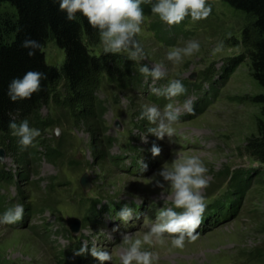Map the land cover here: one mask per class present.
<instances>
[{"label":"rangeland","instance_id":"374dc122","mask_svg":"<svg viewBox=\"0 0 264 264\" xmlns=\"http://www.w3.org/2000/svg\"><path fill=\"white\" fill-rule=\"evenodd\" d=\"M207 3L212 6V13L198 22L186 17L178 25L161 22L152 30L150 23L161 20L152 13L145 17L137 39L146 58L133 61L135 72L127 85L119 82L116 72L113 77L117 81L104 74L96 92L107 108L99 125L101 139L91 132L89 119L78 124L70 113L66 116L62 108L49 104L43 106L41 115L52 117L55 124L43 134V144L37 149L38 160L20 164V157L2 147L6 157L0 162V169L14 176L0 184L3 201L0 215L22 204L24 224H0L1 264H62L58 259L61 255L67 264H100L91 256L94 245L112 253L110 264H120L122 235L146 231L161 207L173 206L170 198L163 199L160 195L170 190L168 182L157 173L178 154L201 158L208 170V186L203 189L205 202L217 199L225 211L215 207L209 224L215 223V214L222 222L209 227L203 220L200 225H205L203 230L196 233L195 240H186L183 248L172 247L171 237L151 249L145 245L159 254L154 264H264V164L246 150L249 140L260 136L256 125L260 111L252 100L260 89L250 75L248 56L243 62L231 63L234 58L245 57L248 51L240 38L250 21L222 0ZM14 14L11 6L0 4V21ZM190 40L199 42V52L185 57L179 65L167 61L166 53L171 47H184ZM220 41L223 50L214 54L213 49ZM97 43V52L102 54L99 38ZM48 45L47 63L62 67L64 51L53 42ZM121 54L128 58L126 52ZM161 62V70L167 72L164 80L153 82L151 77L145 79L140 74L141 64L151 69ZM193 74L195 79L191 80ZM171 79H181L187 89L184 96L177 98L179 101L191 98L193 107L197 102L207 106L199 114L182 115L170 140L167 136L158 140L148 132L154 125L146 117L140 119V114L145 104L162 108L168 102L152 89L162 91ZM69 85L62 86L63 94L69 93ZM155 96L157 100L152 99ZM85 109L90 110L88 101ZM193 114V119L188 118ZM117 122L121 129L116 128ZM109 137L114 139L113 143L108 142ZM153 144L161 148L159 156L152 155ZM44 146L56 149L59 156L48 159ZM100 147L104 156L95 152ZM135 160L133 166H125ZM237 171L243 174L244 192L231 180ZM87 172L91 186L85 193L80 180ZM153 175L156 179L152 181ZM157 181L164 185L163 189L157 186ZM229 190H235L236 194ZM95 199L99 200V212L85 223L84 217ZM135 204L141 207L135 208ZM125 205L133 209L131 221L126 223L118 216ZM71 216L81 221L80 233L72 237L66 224ZM85 242L89 250L81 255V262L78 263L79 258L67 257ZM257 254L260 261L255 257Z\"/></svg>","mask_w":264,"mask_h":264},{"label":"trees","instance_id":"16d2710c","mask_svg":"<svg viewBox=\"0 0 264 264\" xmlns=\"http://www.w3.org/2000/svg\"><path fill=\"white\" fill-rule=\"evenodd\" d=\"M222 1L246 15L250 21L240 38L243 47L248 51L245 57L234 58L231 63L243 62L248 56L250 75L260 89L252 99L260 111L256 124L260 136L250 139L246 150L250 156L264 164V0ZM0 4H7L15 9L12 17L0 21V148L4 147L8 152L16 154L20 157L19 163L23 165H26L27 161L38 160L37 149L43 144V134L55 124L52 117L45 118L41 115L43 106L49 104L62 108L66 116L70 113L78 124L89 119L91 132L101 139L99 125L107 108L103 101L98 100L96 92L104 80V74L127 85L132 78L131 73L135 72L133 61L121 53H98L97 30L91 27L87 18L80 12L76 13V19L68 20L67 13L59 8V0H0ZM141 7L145 17L150 16V5L142 3ZM161 22L150 23V27L155 30ZM26 39L37 40L42 45L41 50H37L34 56L28 55L32 49L22 47ZM49 42L64 51L62 67L47 63ZM29 71H38L46 77L41 80V90L34 93L30 99L13 102L8 95L10 83L14 79H22ZM115 72L118 74L117 79L113 77ZM66 83L70 84L69 93L63 94L64 89L61 88ZM86 101L89 102L90 110L85 109ZM24 119H28L31 127L38 128L41 135L34 141L35 146L22 150L18 137L12 135L8 125L12 120L19 123ZM140 127L143 128V125ZM107 140L109 143L114 141L111 137ZM44 147V156L48 159L59 156L60 153L56 149ZM95 152L99 156L105 154L102 147L97 148ZM242 175L237 171L231 180L244 192ZM13 176L12 172L0 169V184ZM98 202L99 200L95 199L90 204V212L83 220L85 223L99 212ZM17 224H24V221L21 220ZM70 252L67 257L73 254ZM255 257L260 261L259 254ZM58 259L63 261L62 264H67L62 255Z\"/></svg>","mask_w":264,"mask_h":264},{"label":"clouds","instance_id":"9594fccd","mask_svg":"<svg viewBox=\"0 0 264 264\" xmlns=\"http://www.w3.org/2000/svg\"><path fill=\"white\" fill-rule=\"evenodd\" d=\"M142 3H148L151 13L169 26L180 24L186 17H190L194 22L205 20L212 13V6L207 0H59V8L67 13L68 20L76 19V13H82L91 27L97 30L105 53L126 52L130 60L139 62L146 58V53L137 39L145 19ZM22 47L32 49L28 55L34 56L37 50H41L42 45L37 40L26 39ZM223 47V41L218 42L213 53H220ZM199 51V42L190 40L184 47H171L166 53V59L173 65H179L184 62L185 57H191ZM161 67L162 62L151 69L147 64H141L139 72L145 79L151 77L153 82L160 81L167 76V72L162 71ZM44 78V74L38 71H29L22 79H14L8 88L10 99L13 102L30 99L34 93L41 90V80ZM152 92L164 97L168 102L162 108L155 104L143 105L140 119L144 120L146 117L148 123L154 125L148 128V132L153 133L158 140H163L165 136L170 140L175 134L174 126L179 123L180 117L194 112V102L191 98L182 102L177 99L187 93L181 79L168 80L162 91L153 88ZM8 127L12 135L18 137L22 150L35 146L34 141L41 135L38 128L30 126L28 119L19 123L12 120ZM142 139L147 142L144 137ZM151 153L154 157L159 156L161 148L153 144ZM3 159L0 157V162ZM143 169H147L146 164ZM207 171L198 155L178 154L171 164H163L157 174L168 182L170 193L162 191L160 195L163 199L170 198L173 206L161 207L155 221L146 231L122 235L119 244L120 264H154L159 259V254L149 249L163 243L166 237H171V245L174 248H183L186 240L196 239V229L203 222L207 210L203 195V189L208 186ZM151 179L155 180L156 175ZM157 186L164 188L159 181ZM132 215L133 209L127 205L118 214L119 219L125 223L131 221ZM23 216V205L16 204L0 215V224H16ZM145 245H148L149 249H146ZM88 250L85 242L75 254L82 255ZM90 251L91 256L99 260L100 264H110L112 253L107 249L94 245Z\"/></svg>","mask_w":264,"mask_h":264},{"label":"water","instance_id":"95a60500","mask_svg":"<svg viewBox=\"0 0 264 264\" xmlns=\"http://www.w3.org/2000/svg\"><path fill=\"white\" fill-rule=\"evenodd\" d=\"M115 126H116L117 129H121L119 127V123L118 122L116 123ZM56 133H58V131ZM0 157L4 158L3 161L5 160L6 154L4 153V149L3 148H0ZM80 184H81V187L84 189V191L88 192V190L90 189V186H91L88 172L83 175V177L80 180ZM80 224H81V221L76 219L75 217H70V218L67 219V225H69L71 231L74 234H78L80 232V230H81V225Z\"/></svg>","mask_w":264,"mask_h":264}]
</instances>
